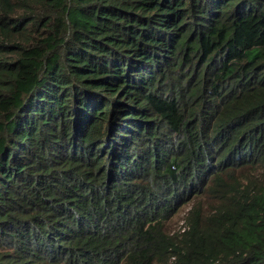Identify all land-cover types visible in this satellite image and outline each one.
Segmentation results:
<instances>
[{
    "label": "trees",
    "instance_id": "16d2710c",
    "mask_svg": "<svg viewBox=\"0 0 264 264\" xmlns=\"http://www.w3.org/2000/svg\"><path fill=\"white\" fill-rule=\"evenodd\" d=\"M0 264H264V0H0Z\"/></svg>",
    "mask_w": 264,
    "mask_h": 264
},
{
    "label": "rangeland",
    "instance_id": "374dc122",
    "mask_svg": "<svg viewBox=\"0 0 264 264\" xmlns=\"http://www.w3.org/2000/svg\"><path fill=\"white\" fill-rule=\"evenodd\" d=\"M191 211V206L182 208L177 217L173 220L169 236L177 235L187 229L186 218L187 214Z\"/></svg>",
    "mask_w": 264,
    "mask_h": 264
}]
</instances>
